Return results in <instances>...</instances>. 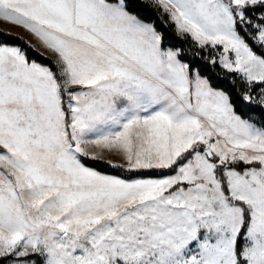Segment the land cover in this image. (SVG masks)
Returning a JSON list of instances; mask_svg holds the SVG:
<instances>
[{
	"label": "snow or ice",
	"instance_id": "6c2138e0",
	"mask_svg": "<svg viewBox=\"0 0 264 264\" xmlns=\"http://www.w3.org/2000/svg\"><path fill=\"white\" fill-rule=\"evenodd\" d=\"M0 264H264V0H0Z\"/></svg>",
	"mask_w": 264,
	"mask_h": 264
},
{
	"label": "rangeland",
	"instance_id": "374dc122",
	"mask_svg": "<svg viewBox=\"0 0 264 264\" xmlns=\"http://www.w3.org/2000/svg\"><path fill=\"white\" fill-rule=\"evenodd\" d=\"M17 31H19V30H17Z\"/></svg>",
	"mask_w": 264,
	"mask_h": 264
}]
</instances>
